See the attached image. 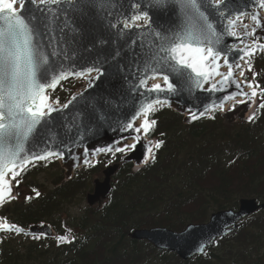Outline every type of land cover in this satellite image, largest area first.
Instances as JSON below:
<instances>
[{"label": "trees", "instance_id": "obj_1", "mask_svg": "<svg viewBox=\"0 0 264 264\" xmlns=\"http://www.w3.org/2000/svg\"><path fill=\"white\" fill-rule=\"evenodd\" d=\"M246 78H255L264 89V53L249 60ZM71 90L69 84L61 86L54 101L66 100ZM156 108L150 114L156 123L149 136L163 144L137 171L131 164L120 167L107 201L99 209L86 207L72 221L78 232L75 240L59 248L50 240L5 243L0 264H264V210L217 240L204 256L187 261L128 237L137 228L180 231L187 223H203L214 211L236 209L242 197L264 201V108L259 105L251 122L234 124H224L217 111L184 124L168 107ZM103 158L113 161L117 154ZM55 163L51 159L34 164L28 175L51 171ZM101 167V161L84 167L68 181L60 172L45 194L0 206V217L21 225L45 220L58 229L60 221L53 212L81 189L86 191ZM29 185L46 187L30 180Z\"/></svg>", "mask_w": 264, "mask_h": 264}, {"label": "water", "instance_id": "obj_2", "mask_svg": "<svg viewBox=\"0 0 264 264\" xmlns=\"http://www.w3.org/2000/svg\"><path fill=\"white\" fill-rule=\"evenodd\" d=\"M260 2L261 0H226V7L217 9L216 0H203L202 10L210 16L220 36V44L215 45V48L221 54L210 78L201 81L203 87H196L193 80L177 93L145 91V86L139 84V79L144 76L145 65L137 59L145 49L132 43L135 40L154 47L153 32L167 30L175 23L173 10L149 11L143 6L149 5L150 0H93L95 10L87 16L81 14L76 0H64L58 6L59 20L51 21L49 17V31L53 33V39L45 51L46 54L55 53V56L50 57L51 62L62 66L65 71L83 72V75L70 74L67 79L83 78L84 86L70 95L63 104L68 105L66 108L48 101L58 111L52 112L51 119L38 137L41 140L40 148H44L46 141L51 150L63 152L58 158L67 170V176H70L76 167L88 165L100 155L109 153L107 150L101 152L98 149L123 147L125 143H133L137 135L140 136L139 145L134 151H128L118 162L108 165L102 171V180L97 178L93 181V192L86 195L89 206L100 205L106 199L112 188V176L120 166L132 163L136 167H142L150 160L155 141L147 137L148 132L135 131L143 121V117L134 119L135 113L144 103L154 99L166 101L164 105L182 115V122L185 124L208 117L218 109L221 110L225 123L233 122L236 117L249 121L250 110L256 101V96H252L251 92L255 89L249 87V83H253L242 76L248 59L258 52H264V47L257 46L264 45V7L260 6ZM133 5L140 7L134 8ZM16 7L19 10V0H16ZM26 9L35 11V5L29 3ZM138 11H149L151 26L124 29L123 21ZM218 13H226L230 19H237V16L239 18L229 29L227 21ZM253 13L258 14L261 26H257L251 19ZM244 16L249 17L250 23H243ZM136 23L143 25L144 21ZM253 28L256 29L255 35H248ZM229 31H235L239 39L229 35ZM235 48H252L255 51L253 55L245 56L241 60L232 50ZM185 55H191L192 60H198L195 53ZM225 58L228 63L224 62ZM204 63L205 68L210 69L207 62ZM229 64L232 65V77L224 82L223 77L216 75V72L226 75ZM236 64L241 67L237 68ZM93 66L103 70L99 79H89L87 69ZM90 75L96 77L97 73L93 71ZM148 76L151 78L147 80V87L150 88L153 84L164 86L160 75L149 72ZM172 82L175 83V80ZM213 84L217 85L216 90H212ZM241 91L249 95H240ZM226 97L231 98L225 99ZM235 101L239 102L233 108H228ZM200 112H205V115L200 116ZM190 113H195L197 119H191ZM130 122L133 123V128L127 127ZM34 143L35 141L26 144V148H32ZM85 160L88 163H85ZM259 209H264V202H258L255 198H241L237 210L215 211L210 214L207 222L190 223L182 231H173L166 227L142 228L135 229L129 236L134 240L151 243L159 250L174 252L179 258L188 260L195 255L204 254L215 240L232 233L244 218ZM15 225L24 229L17 234L30 238L51 237L52 234L51 228L45 222L30 224L27 227ZM4 231L16 233L14 230L0 229V232ZM57 244L60 245L61 242L58 240Z\"/></svg>", "mask_w": 264, "mask_h": 264}, {"label": "snow or ice", "instance_id": "obj_3", "mask_svg": "<svg viewBox=\"0 0 264 264\" xmlns=\"http://www.w3.org/2000/svg\"><path fill=\"white\" fill-rule=\"evenodd\" d=\"M64 0H19V10L16 7V0H0V203L6 198H11L12 187L10 181L5 179L8 172H11L12 179L19 184L17 177L29 165L56 158L63 155L61 151H53L44 142V148H40L42 129L46 127L51 114L58 111L52 104H49V96L45 93L48 89H55L60 81L67 79L68 75H83V72H67L62 66L51 62L50 57L55 53H47L46 48L51 45L53 33L49 31V17L51 21H58L60 11L59 7ZM35 5V11L26 9L27 4ZM81 14L87 16L94 12L95 4L93 0H76ZM75 6V5H74ZM260 6L264 7V0H261ZM134 8L140 7L133 5ZM149 11H168L175 13V23L167 30L153 32V46L144 45L133 40V44L145 49L137 59L144 65V76L139 79V84L145 86L146 92H165L177 93L189 81H195L196 87H203L201 81H207L212 75V70L217 67V61L220 57V51L215 45L220 44V36L217 33L216 26L211 21L210 16L206 14L203 0H150L149 5H145ZM216 7H226V0H216ZM149 11H138L125 21L123 28H141L151 26L152 20ZM223 20L227 21V27L231 29L237 22V19H230L226 13H218ZM251 19L257 26H261L258 14L253 13ZM143 20L144 24H138L136 21ZM247 28V25H245ZM61 31H63L61 29ZM256 29L253 28L248 35H255ZM229 35L237 37L235 31H229ZM239 39V37H237ZM242 43V40H241ZM264 47V45H257ZM239 59L243 60L245 56L254 54L255 49L247 50L241 48L232 49ZM243 55H240V53ZM185 53H195L198 60H192L191 55ZM192 60V62H190ZM210 69L205 68V63ZM225 63H228L225 58ZM240 68V64L235 65ZM251 65L249 64V70ZM139 71V66L137 68ZM95 71L96 77H91ZM160 75L164 81V86L153 84L147 87V80L151 77L148 73ZM89 79H99L103 75V70L99 67H89L87 69ZM243 74V73H241ZM216 75L223 77L227 82L232 77V65L229 64L228 73L216 72ZM172 77V80H170ZM175 80V83L172 81ZM255 89L251 83L248 85ZM239 87V85H238ZM216 90L217 85L211 86ZM243 96L249 93L241 91ZM256 91L251 92L256 96ZM226 97L225 99H230ZM75 99V97H73ZM246 101H240L245 103ZM56 103H59L57 100ZM166 101L159 99L144 103L135 113V118L143 117L140 127L135 131L141 130L148 132L155 125V120H149L148 117L154 113L159 105L163 107ZM68 105H63L66 108ZM261 108H264L262 103ZM207 112V109H205ZM200 112L199 115H205ZM191 119H197L195 113H190ZM255 117L249 116L251 121ZM128 128H133V123H128ZM35 141L32 148H26V144ZM140 142V136L134 138L133 143H125L123 147L98 149V151L109 152H128L134 151ZM119 143V142H117ZM163 141L157 142L156 148H159ZM39 149V150H35ZM154 159V157H153ZM85 163H88L85 160ZM36 195H39L37 192ZM0 229L14 230L16 233L24 231L23 228L15 224H0ZM34 238L38 239V236ZM61 243L69 242L68 237L61 235L58 237Z\"/></svg>", "mask_w": 264, "mask_h": 264}, {"label": "rangeland", "instance_id": "obj_4", "mask_svg": "<svg viewBox=\"0 0 264 264\" xmlns=\"http://www.w3.org/2000/svg\"><path fill=\"white\" fill-rule=\"evenodd\" d=\"M82 82L81 81H74L69 83V86L72 87V89H78L79 87H81ZM258 102H261V99L258 100ZM236 121H240V119L238 117L235 118V120L233 122ZM233 122H229L226 124H234ZM134 169L137 171V168L134 167ZM62 172V169L60 168V166H58L57 171L56 172H43L40 174H36L35 176L31 177L30 179H26L24 178L23 181H20V177L18 178L19 180V185H16V192H21L22 194H24V199L27 197H31L33 194H35L34 191H31L29 189V187L26 186L27 181H33L35 184L40 185L43 184L44 186H47L48 183H50L53 179V177ZM102 179V170L99 171V173H96L92 176L91 180H90V187H88L89 189L86 191H82L83 189H81L80 192H78L76 195H74L70 200H65L64 203H62L61 205V210L60 213L64 214L62 219H65L66 221H68L71 225L74 226V223L71 221V217L77 216L78 214H80L82 212V210L84 209V207L87 206L86 203V195L88 192H91L93 189V181L95 179ZM36 186V185H34ZM38 187V186H37ZM39 188L42 190V193L45 194L49 189L44 188L39 186ZM28 199V198H27ZM53 215L55 218L59 219V214L58 212H53ZM210 215V214H209ZM209 217V216H208ZM22 239H10L8 241V244H15V243H19V241ZM74 240V237H71V241Z\"/></svg>", "mask_w": 264, "mask_h": 264}, {"label": "flooded vegetation", "instance_id": "obj_5", "mask_svg": "<svg viewBox=\"0 0 264 264\" xmlns=\"http://www.w3.org/2000/svg\"><path fill=\"white\" fill-rule=\"evenodd\" d=\"M60 231H62V230H60ZM60 231H59V233H60ZM72 233H74V229H73V232Z\"/></svg>", "mask_w": 264, "mask_h": 264}]
</instances>
